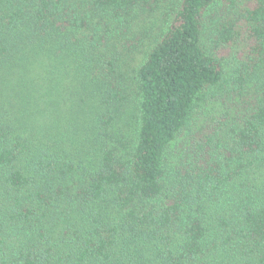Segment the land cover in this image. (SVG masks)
I'll list each match as a JSON object with an SVG mask.
<instances>
[{"label": "trees", "instance_id": "obj_1", "mask_svg": "<svg viewBox=\"0 0 264 264\" xmlns=\"http://www.w3.org/2000/svg\"><path fill=\"white\" fill-rule=\"evenodd\" d=\"M0 264H264V0H0Z\"/></svg>", "mask_w": 264, "mask_h": 264}, {"label": "rangeland", "instance_id": "obj_2", "mask_svg": "<svg viewBox=\"0 0 264 264\" xmlns=\"http://www.w3.org/2000/svg\"><path fill=\"white\" fill-rule=\"evenodd\" d=\"M221 1H223V0H216V7H221L225 3V0H224V3L223 4H222ZM229 17H231V16H229ZM240 46L242 47V45H240V44L239 45H232L230 47H226L227 49L224 50V53L225 54H227V53L229 54L228 55L229 56V60L232 59L233 57L239 58V50L241 49ZM240 55H241V50H240ZM125 57H128V56H125ZM141 60H142V55L140 54V51H136L135 53H133L131 55V59L130 60L129 59L126 60V62H127L126 64H129L130 63L131 66L130 67L125 66V68L128 70V72H126L125 74H128L129 75L131 73V71L133 70V68L135 67L136 62H140ZM230 62H232V61L230 60ZM216 106H217L216 110L218 112L219 105L216 104ZM208 118H209L208 115L206 116V118L205 117H202L201 120H200V124L202 122L204 123L205 120L208 119ZM175 159L177 160V158H175V156L171 157V161H174V162H171L170 165H172V164L175 163Z\"/></svg>", "mask_w": 264, "mask_h": 264}]
</instances>
